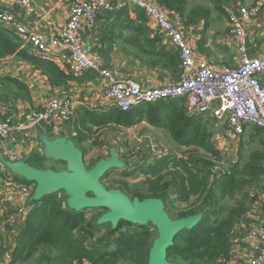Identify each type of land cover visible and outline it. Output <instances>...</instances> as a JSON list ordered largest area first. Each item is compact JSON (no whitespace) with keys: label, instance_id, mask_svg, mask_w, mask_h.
I'll use <instances>...</instances> for the list:
<instances>
[{"label":"built area","instance_id":"obj_1","mask_svg":"<svg viewBox=\"0 0 264 264\" xmlns=\"http://www.w3.org/2000/svg\"><path fill=\"white\" fill-rule=\"evenodd\" d=\"M217 1L228 17L229 34L237 46L236 66L220 68L204 54L196 52V38L186 37V28L172 21L171 10L156 0H73L65 23L53 35L44 33L31 18L37 11L36 0H8L0 9V23L12 29L31 52L59 61L70 73L97 69L105 87L101 104H92L94 109L129 111L143 103L185 98L189 117L210 113L233 141L244 135L249 125L264 131V53L259 56L249 53L246 29L251 18L258 15L263 0H255L248 6L238 0ZM109 7L118 10L134 7L144 12L158 36L178 48L182 60L180 81L144 87L133 77L119 76L101 67L98 57L87 51L79 32L85 24L92 28L99 12ZM74 109L73 101L59 96H51L41 103L20 96L0 100V156L23 159L22 156L33 151L28 147L30 141L41 142L40 132L50 134V131V137L60 136L63 125L72 120ZM148 156L156 160L167 156L187 159L186 154L171 153L154 139L149 143ZM4 167V170L0 167V180L6 185L0 181V191L5 207L0 216L13 229L26 221L35 183L18 178ZM231 243L246 247L242 256L233 254L232 248L228 259L231 263L264 264V223L246 222L241 227L239 240L231 237Z\"/></svg>","mask_w":264,"mask_h":264},{"label":"trees","instance_id":"obj_2","mask_svg":"<svg viewBox=\"0 0 264 264\" xmlns=\"http://www.w3.org/2000/svg\"><path fill=\"white\" fill-rule=\"evenodd\" d=\"M156 1L181 14H184L189 4L188 0ZM203 14L205 15V9L200 7L199 11H192L189 15L187 13V18L194 20L195 16ZM23 44L12 29L0 23V59L9 55L20 57L43 71L52 82L65 81V73L55 62L29 51ZM0 82L15 85L29 97L27 87L21 80L6 75L0 76ZM118 109L114 108L105 117L88 112L87 118L92 121V125L100 126L107 123L131 125L139 120L135 118V111ZM148 114L156 117L155 119L149 117L155 124L164 122L169 125L171 133L175 136L179 128L184 127L181 143L201 147L210 154L195 160L194 155H190L187 160L160 159L154 165L142 167V171H139L147 178L149 197L162 198L170 216L171 205L173 209L176 208L175 204L189 205L193 198H196L197 202L185 209H178L176 217L205 212L196 226L178 233L174 246L168 251V259L174 264H217L220 260L229 259L232 254L233 230L249 208L242 200L247 197L238 198L231 207H225L220 202L227 198H236L232 197L235 191H239L260 176L264 171L261 166L264 153L254 152L247 162L229 166L226 171L213 177V159H221V155L211 145L208 133L204 137L202 116H198L197 120L196 117L190 118L187 116L185 106L165 111L161 116H157L158 110L154 114L148 111ZM77 122L76 120L75 141L82 144L90 139L93 130L91 126ZM29 160L31 164L41 167L33 158ZM59 194L46 195L32 203L34 208L29 212L25 225L21 227L22 231L14 248L15 262H30L37 257L48 264H73L84 261L90 264H148L149 250L157 236L154 226L121 221L118 227L113 229L109 224L110 232L89 245V241L102 230L103 226L97 221L88 220L84 216L86 210L74 211L64 207V201ZM201 198L204 202L198 205ZM123 225L127 226L126 231L118 233ZM117 233L120 234L119 239L116 243L115 240L111 242V236ZM110 244H115V248L108 250Z\"/></svg>","mask_w":264,"mask_h":264},{"label":"crops","instance_id":"obj_3","mask_svg":"<svg viewBox=\"0 0 264 264\" xmlns=\"http://www.w3.org/2000/svg\"><path fill=\"white\" fill-rule=\"evenodd\" d=\"M7 1L8 0H0V6L3 7ZM67 1L68 0H59L58 2L44 3L43 7L42 5H37V11H35L31 17L32 20H34L44 33H47V35L56 34L60 27H62L65 23L70 12L71 2L73 0H71L70 3L68 2L66 6L62 7L64 8L63 13L60 15H56V13L58 8L63 6L61 3ZM238 1L240 4L245 6L252 5L255 2V0ZM188 2L189 4H187L184 14H181L179 11L171 10L169 13L170 19L176 23L182 24L186 28V37H190L191 39L196 38V52L204 54L207 59L220 68L236 66L238 64L239 54L236 43L232 35L229 34L230 30L228 17L223 11L221 3L217 0H188ZM200 7L205 9V15L203 14L204 16H195L194 20L187 18V13L189 15L192 11H199ZM246 29L249 53L253 56H259L261 53H264V0L259 8L258 15L251 18L246 25ZM79 35L80 39L85 43L87 51L98 57L101 67H107L119 76L124 75L133 77L144 87L175 83L181 79L182 60L178 48L168 40H163L158 36L156 28L150 23L144 12L139 8L133 7L122 10L110 7L103 8L99 12L95 25L92 28L89 25H83L80 29ZM7 57L10 58L7 59ZM7 57L0 59V76L9 75L21 80L27 87L29 95L27 98H31L41 103L54 95L74 102L75 109L73 111V117L76 116L74 119V125L71 128L68 126V123L63 125V128L60 130V135H67L68 137L75 139L77 135V127L75 128L76 120L79 124L83 122L86 125H91L92 121L87 118L88 112L99 116L104 115L105 117L106 114L110 113V111L114 109H94L92 106V104H101L100 98L105 87L104 80L98 76L97 69H86L80 74H74L70 73L69 70H67L68 68L62 65V63L53 60V62H55L65 73V81L52 82L43 71L35 68L30 62L25 61L20 57H18L19 61H16V56L9 55ZM11 85L13 89L22 92L20 97H26V93L24 91L20 90L13 84ZM182 106H185L186 109L185 98L177 100H161L155 103H145L143 106L139 105L131 109L136 112L135 118L139 119L136 123L131 125H121L119 123L113 124L117 126V132H119V135L126 132H130L132 135L140 124H145L147 125L145 126L147 129L161 131L162 135L159 134V140L156 136H154V141L158 144L162 141V144H169L174 148L179 147V149L182 148L181 150H189L190 148H193L192 150L194 152H185L187 159L190 155H194V160L200 159L198 156L203 154L204 156L201 158H205V156L209 155V152L205 149L195 145H187L183 142L181 143L182 140L180 138L183 136L182 131L184 130V127L179 128L175 136L171 133L169 125L166 123L164 124V122H159L160 124H155L154 121L149 120V117H154L149 115L148 111L154 114V112L158 110L159 114H157V116H161L165 111H172ZM202 117L206 122L211 121V124L215 128L211 134L208 133V136L210 137L209 141L211 142V145L220 152V155H222L223 149H226L229 153L228 155L232 156V165L248 161L242 158L241 153L238 160L236 159L237 156L234 157L237 155L240 144L236 146L235 143L230 141L229 133H227L222 124L218 123L215 117H213L210 113L203 115ZM197 119L198 118L196 117V120ZM218 124L220 125V129L218 128ZM249 130L250 134L248 137L251 140H254L255 138L257 142L261 139L264 141L263 130L249 125L247 126L245 135ZM49 133L51 134L50 131ZM89 140L90 139L85 140L82 144L77 143L78 145H82L81 148L84 149L86 147L85 144L88 143ZM28 147L29 149L32 148L33 151L22 156L23 159L29 160L31 158L38 157L42 160L44 158L43 145L41 142L37 144L36 141H30L28 143ZM121 150H123L122 147ZM258 151L259 150H256L255 152ZM169 152L177 153L171 149ZM120 158L126 161V158L123 156ZM162 159H170L173 161L174 158L172 159L171 156H167ZM216 160L221 159L216 158ZM156 161V159H151L148 156L144 157L143 160L127 162L129 167L126 168H130L132 170V172H130L131 177L142 175L146 178V176L139 171L142 167L154 165ZM261 166L264 170V161L261 162ZM126 168H114L110 170L105 177L109 173L116 171L118 174L120 169ZM227 169L228 168H226V170ZM220 171L222 170L220 169L216 171L214 167L212 173L213 177L216 174H219ZM122 172H127V175H129L127 170ZM171 197H173V194ZM232 197H247L248 199L257 198V204L251 206L253 208L248 210L246 215L235 225L232 238L239 240L241 227L246 222L256 220L260 223H264V171L256 180L248 183L239 191H235ZM63 205L64 207L69 208L67 202L65 203L64 201ZM88 210L90 211L92 209H86L85 212H88ZM107 225L108 224H105V226ZM9 227L11 228L10 225ZM9 227H7V229H9ZM100 233L101 232H98L92 239L97 238ZM110 241L113 242L111 238ZM13 243H15L16 247L17 242ZM232 248L233 254L239 253L242 256L246 252L245 246L233 245ZM75 263L79 262H74L73 264ZM217 264L235 263H231L228 259H225L218 261Z\"/></svg>","mask_w":264,"mask_h":264},{"label":"water","instance_id":"obj_4","mask_svg":"<svg viewBox=\"0 0 264 264\" xmlns=\"http://www.w3.org/2000/svg\"><path fill=\"white\" fill-rule=\"evenodd\" d=\"M46 159L64 162L66 169L55 170L38 167L26 159L11 160L3 155L1 162L14 174L35 183L31 202L46 195L64 192L69 209L82 211L101 208L98 224H111L116 229L121 221L138 225H152L157 236L149 250L148 264H174L168 259V251L175 244L178 233L192 229L204 217L201 211L186 217L173 218L165 201L160 197L130 198L119 189H110L103 183L105 175L114 168L129 167L127 161L117 155L115 148L109 159H100L92 168L85 162V152L75 139L67 135L50 137L39 133Z\"/></svg>","mask_w":264,"mask_h":264},{"label":"rangeland","instance_id":"obj_5","mask_svg":"<svg viewBox=\"0 0 264 264\" xmlns=\"http://www.w3.org/2000/svg\"><path fill=\"white\" fill-rule=\"evenodd\" d=\"M38 3L37 5H44V3H53V2H58L59 0H36ZM70 3L71 0H68L67 2H63L61 3L63 6L58 8V11L56 13V15H60L61 13H63L64 11V6H66L67 3ZM214 10V9H213ZM10 57H7V59ZM13 58V57H12ZM15 59H17L16 61H19L18 57H15ZM20 94H22V92H19L16 89L12 88V85L8 82H0V100L4 101L7 100L8 98H14V97H18L20 96ZM54 96V95H53ZM76 118L73 117L72 120H70V122H68V126L71 128L74 125V119ZM211 118V117H210ZM212 119V118H211ZM1 122V121H0ZM204 121L202 126V132H204V137L207 135V133H212V131L215 129L213 127V125L211 124V121L206 122ZM78 123V122H77ZM215 124V123H214ZM219 125V124H218ZM91 126V130H93V133L90 137V140L88 141V143H86V147L84 148L86 156H85V162L88 168H92L95 163L97 161H99L100 159H109L111 154L110 151L112 148H115L117 155H119V157L123 156L124 158H126L127 162H135L137 160H143L144 157H148V149H149V143L152 139H154V136H156L159 140V134L162 135L161 131L159 130H150L147 129V125L145 124H140L135 132H133V134L131 135L130 132H126V133H122L121 135H119V132H117V126L113 123L111 124H105L104 126H96V125H89V127ZM218 128L220 129V125L218 126ZM223 128V127H222ZM225 129V127H224ZM118 133V134H117ZM250 134V130L248 131V133L245 135H243L238 139L235 140H230L231 142L235 143L236 146H238V151H237V155H235L234 157H236V159L238 160V158L240 157V153L242 155V158L245 159L246 161L249 160L250 155L252 153H254L256 150H259V152H263L264 150V141H262V139L260 141H256V139L254 138V140H251L248 135ZM210 139V137H209ZM161 141V140H160ZM252 141V142H251ZM76 142V141H75ZM162 142V141H161ZM160 142V146L164 149L167 150H172L175 151L177 153H183L185 154V152H194L192 149L190 148L189 150H181L182 148L179 149V147L174 148L172 146H170L169 144H162ZM77 143V142H76ZM165 143V142H164ZM78 145V144H77ZM167 145V146H166ZM80 148L82 147V145H78ZM121 147L123 150H121ZM242 147V150H241ZM220 153V152H219ZM124 154V155H123ZM229 153L227 152L226 149H223L222 152V158L221 160H216L213 159V166L212 168L218 171V170H222L223 172L226 171V168H228L229 166H231L232 164V156L228 155ZM210 155V154H209ZM203 155H199L198 158H201ZM230 157V159H229ZM33 160L35 162H38L39 165L42 167H48V168H53L55 170H64L66 169V164L64 162H60V161H53L50 159H46L45 157L40 160L38 157H34ZM217 162H216V161ZM264 160H262L263 162ZM3 165V166H2ZM5 165L0 161V167H2V169L4 170ZM8 168V167H7ZM9 169V168H8ZM127 170V172L124 173L122 171ZM220 171V172H222ZM130 172H132V170L130 168H126V169H120L118 174L117 171L116 172H112L109 173L104 179H103V183L110 189H119L121 190L123 193H125L127 196H129L130 198H134V197H139L141 199L149 197V193L147 191V184H146V179L144 178V176L140 175V176H132L130 175ZM219 172V173H220ZM218 175V174H216ZM2 184L6 185V182H4L3 180H0ZM213 181V178H212ZM172 195V193H171ZM59 196L63 199V201L66 202V194L64 192H60ZM240 197H236V198H227L222 200L220 203L224 204L225 207H231L232 205H234L237 201V199ZM244 203H246V205L248 206V210H251L253 207V205L257 204V198L256 199H242ZM197 202L196 198H193L191 200V204ZM202 202H204V200L201 198L198 200V205H200ZM191 204L189 205H183V204H179V206L177 204H175L176 208L173 209V207L170 206L171 210V214L173 218H177V214H178V209H185L189 206H192ZM65 205V204H64ZM5 207V201L3 200L2 197V191H0V215L3 213ZM34 206H30L29 208V212H31L33 210ZM92 210H88V212H84V216L90 220V221H97L99 216L104 212L103 209L101 208H91ZM28 217V216H27ZM27 220V218H26ZM26 221L23 222L21 221V224L18 225V227L16 228H10L8 223H5V221H3V218L0 216V264H2V262H4V264H48L47 262L44 261H40L37 259V257H35L34 259H32L30 262H20L17 261L15 262V257H14V243L13 242H17V239L19 237V234L22 230L21 227L23 225H25ZM100 225V224H99ZM103 226L102 230L100 231V235L89 241V245H92L93 243L99 241L101 239V236H106L108 234V232H110V228H109V224L107 226H105V224H101ZM7 227H9V229H7ZM127 226L123 225L119 231H117L118 233H120L121 231L125 232L126 231ZM155 230V228H154ZM114 234L113 236H111L112 240L116 241L119 239L118 235L120 234ZM156 233V232H155ZM98 244V243H97ZM115 244H110L108 245V250H112L114 249ZM9 256V258H8ZM6 260V261H5ZM75 264H80V263H75ZM82 264H89L87 262H84ZM119 264H124V263H119Z\"/></svg>","mask_w":264,"mask_h":264}]
</instances>
